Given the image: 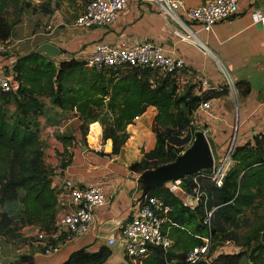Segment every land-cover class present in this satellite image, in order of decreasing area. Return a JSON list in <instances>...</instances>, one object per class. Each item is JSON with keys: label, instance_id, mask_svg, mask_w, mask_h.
I'll return each mask as SVG.
<instances>
[{"label": "trees", "instance_id": "obj_1", "mask_svg": "<svg viewBox=\"0 0 264 264\" xmlns=\"http://www.w3.org/2000/svg\"><path fill=\"white\" fill-rule=\"evenodd\" d=\"M30 9L48 13L49 3L32 6L27 0H0V42L11 38L14 26ZM13 76L18 90L0 93L5 105L14 103L17 109L16 116L9 119L0 108V206L19 200L20 192L24 191L22 202L25 209L17 214V219L0 213V236L15 242L24 226L37 223L51 230L56 217V189L45 171L40 139L44 101L50 100L62 111L76 112L82 121V131L86 124L100 122L105 128L104 140L112 139L114 142L113 152L109 155L120 153L127 139L126 128L136 118L150 107L156 109L157 123L164 133L158 137L154 149L130 166V170L139 175L174 162L193 141L196 130L193 113L197 107L202 102L229 93L228 87L222 86L207 90L201 96L190 92L180 95L172 78L158 77L148 69L129 66L89 68L85 61H58L37 51L17 59ZM239 85L236 82V87ZM102 113L105 116L100 118ZM121 132L122 136L119 135ZM233 160L237 165L228 173L222 188L213 184L210 172L185 178L189 192L198 188L204 194L194 211L172 195L168 187L152 190L148 195L171 207L169 223L173 227L183 228L197 221L201 227L210 230L212 237L223 241H234L238 246H249L255 241L256 245L249 251L220 254L212 264H241L245 257L250 264H264V239L259 240L264 230V219L255 224L243 242H238L245 211L264 204V134L255 136L253 145L248 142L237 146ZM209 212H212L210 228L204 225ZM174 240L175 245L178 244L177 238ZM111 256L112 250L107 246H102L97 252L81 249L63 264H104ZM177 259L171 252L157 248L151 251L143 264H171ZM123 264L133 263L126 258Z\"/></svg>", "mask_w": 264, "mask_h": 264}, {"label": "crops", "instance_id": "obj_2", "mask_svg": "<svg viewBox=\"0 0 264 264\" xmlns=\"http://www.w3.org/2000/svg\"><path fill=\"white\" fill-rule=\"evenodd\" d=\"M28 1V0H27ZM32 6L49 3V12L27 10L20 23L14 26L10 39L4 42L5 52H0V74L13 75L17 59L36 51L39 46L50 43L62 53L56 60L86 61L100 43H108L121 49H130L144 41L161 45L166 54H173L186 60L187 69L182 78L184 85H198L195 95L225 85L221 67L230 72L235 82L240 83L237 93L230 92L212 100L211 110L197 114L193 124L205 131L214 157L221 160L230 146L234 128H237V146L248 142L254 144L257 135L264 134V19L256 22L254 16L264 17V0H242L236 12L228 19L216 24L210 33L199 32V38L206 44L210 55L188 43L180 41L173 29L163 20L156 7L148 0H129L128 8L118 20L108 27L84 28L76 24L77 18L90 0H29ZM28 1V2H29ZM210 0H186L187 8H197ZM199 31L198 24H192ZM201 80H207L203 87ZM58 120L41 119L45 133L42 139L47 148L45 163L59 172L57 184L71 179L77 184H98L103 187L108 206L94 212V223L90 232L72 242L54 237V244L61 247L53 256L44 255L42 242L18 243L0 236V264H63L81 249L97 252L107 246L111 238H118V226L124 222L136 201L138 174L130 170L121 156L100 154L97 147L81 142V120L76 112L62 111ZM66 113V114H65ZM157 110L150 107L146 115L153 118ZM136 125L129 130L140 133ZM43 133V132H42ZM71 140H68L69 138ZM141 137V136H140ZM142 138V137H141ZM102 141V134L99 142ZM87 146V148H86ZM156 145L147 148V152ZM65 162V166L62 162ZM55 184V183H54ZM55 184V186L57 185ZM4 205L20 213L19 204ZM68 206L62 210L64 214ZM24 230L23 233H25ZM169 236V235H168ZM173 244L175 240L172 239ZM108 247V246H107ZM112 256L104 264H123L126 256L120 241L109 247ZM217 256L211 255L213 262Z\"/></svg>", "mask_w": 264, "mask_h": 264}, {"label": "built area", "instance_id": "obj_3", "mask_svg": "<svg viewBox=\"0 0 264 264\" xmlns=\"http://www.w3.org/2000/svg\"><path fill=\"white\" fill-rule=\"evenodd\" d=\"M156 7L163 20L173 29L174 35L182 42L199 48L203 54L210 55L206 44L199 38V32L210 33L219 22L232 16L242 0H210L203 6L187 8L186 0H148ZM129 5V0H90L76 20V24L84 28L108 27L114 24L120 14ZM256 22L264 19L261 14L254 16ZM198 24L200 30L196 31L191 26ZM4 42H0V52H5ZM90 68H133L148 69L155 72L158 77L169 76L180 88L184 85L182 75L187 69L186 60L173 54H166L164 48L153 41H144L130 49H121L108 43H100L95 51L85 61ZM226 85L231 93H237L236 82L230 72L221 67ZM203 87L208 86L207 80H201ZM18 85L14 76L0 74V93H13ZM212 100L199 105L201 112L211 110ZM237 148V128L235 126L232 141L223 159L215 158V166L210 173V178L217 188H222L228 173L234 166L233 155ZM187 178V177H186ZM184 179H179L168 186L172 195L182 204L194 211L202 201L204 194L194 189V194H188ZM196 182V178L194 180ZM61 194L66 198L64 214L57 231L52 232L49 238L42 241L44 255L53 256L61 249L54 244L53 238H64L72 242L77 238L87 235L94 223V212L105 208L109 202L103 187L98 184L81 185L68 179L63 184H57ZM187 198L195 200L194 205L186 202ZM171 207L163 200L146 195L138 199L128 218L118 226V238H111L107 246H114L118 241L122 244L126 258L133 264H143L151 251L161 249L169 252L173 241L165 232V224L169 222ZM212 212L208 213L204 225L210 228ZM211 245L205 244L192 248L187 254L183 264H199L210 260Z\"/></svg>", "mask_w": 264, "mask_h": 264}, {"label": "rangeland", "instance_id": "obj_4", "mask_svg": "<svg viewBox=\"0 0 264 264\" xmlns=\"http://www.w3.org/2000/svg\"><path fill=\"white\" fill-rule=\"evenodd\" d=\"M222 86H227L226 85V79H225V85H222ZM222 86H220L219 88H221ZM197 87H199V86L198 85H192L190 83L188 85H185L183 90L179 94L184 95V94L190 92L191 94L195 95ZM17 90H18V87H16V91ZM203 93L204 92H202L200 95H195V96H201ZM0 108H2V110L4 109V114L9 119L13 116H16V114H17V109L15 107V104L10 103V104L5 105V102L2 99V96H0ZM54 108H56V107H54L52 105L50 100L44 101V111L45 112H44V115L41 116L40 120L45 119V122H46L47 120L48 121H50L51 119L55 120V118H56V120H58L59 118H61V114H58V112H55ZM202 113L203 112H201L199 110V106H198L197 109L195 110V112L193 113V121H194V117L197 114H202ZM157 114H158V111H157ZM144 115L145 114L136 118L134 120L133 124H131V125L135 124L136 130H138L137 128H139L140 133L141 134L145 133L146 135H140L142 138L139 135L133 136V132H131L129 130L131 125H129L126 128L127 139H126L125 143L122 145L120 153L118 155H110V156H121L122 161L124 163H126L128 166L130 163H136V162L141 161L144 154L147 153V148H151V146L153 144L156 145L158 137H162L163 133H164V129L161 126H159V124L157 123V119H156L157 115L156 114L153 118H150L149 115H146L144 117ZM104 116H105V114L102 113L100 118H103ZM194 128L199 129L200 127H198L197 125H194ZM104 129H105L104 126L100 122H92V123L86 124L84 131L81 130L82 131L81 142H83V143L86 142V137L89 134L92 135L94 132L98 131L100 134H102L101 143L99 142L98 146H96L92 139H87V141L89 142V145H91L93 147H97V148L99 147L98 150L101 149L100 146L104 147L106 145L105 151L110 152V154H111L113 152V149H114V142L112 139H108L110 142L108 144H106V142L108 140H104V137H103L104 136ZM44 131H45V128L43 127V129H42V124L40 121V139H41L42 144H43V149L46 150L47 145H46L45 141L42 139V136L45 133ZM119 135L122 136L123 133L121 132V133H119ZM71 139L72 138H69L68 140H71ZM99 153L105 154L103 149H101L99 151ZM261 157H262V151H261ZM218 158L219 157H217V159ZM63 164H65L64 161L62 162V165ZM234 165L235 166L237 165V163H235V161H234ZM44 167L46 169L45 171H46L47 175L52 180L53 187L56 189L57 206H56V217L54 220L53 228L51 230H48L45 226H42V224H37V223L36 224H28V225L24 226L21 229L20 233L17 235V236H19V238L16 242L21 243V244H24V243L27 244L30 241L31 242H42V241L48 239L49 235L52 232L57 231V229H58L57 227H58L59 223L61 222V218H62V210L66 206V198L63 196V194H61V190L58 189L57 185L55 186V184H57L55 182V179L59 180V178H58L59 172H57V170H52L50 167H48L47 164L45 163V159H44ZM184 190L190 195L194 194V191L193 192L188 191L186 185H185ZM24 194H25L24 191H21L20 192V199L15 201L16 203L19 204V207L21 209L20 213H22L23 209H25V206L22 202ZM14 204L15 203H13V202H8V203H6V206L7 205H14ZM191 211H192V209H191ZM15 212H16L15 208H13V209L9 208L8 209V208H5L4 205L0 206V213H6L9 215L10 218L17 219L19 217V215L18 216L13 215ZM263 219H264V204H259L257 206L250 208V209H247L242 216L241 229L239 231L240 236H239L238 242H243L246 239L247 235L252 233V230L255 228V224L260 223ZM14 222L16 223V221H14ZM24 230H27V231H25V233H23ZM165 232L172 239L177 238V240H178V244H176V245L173 244V247L169 251L178 257L177 261H174L171 264H183V261L185 260L186 255L189 253V251L194 246H201V245L209 244V245H211V251H210L209 255L218 256L220 254H234V253H239L241 251H246V250L249 251L252 246L256 245V243H254L255 242L254 241L249 246H238L237 243L234 241L226 242L220 238L212 237L210 235V230L205 229L204 227H201L199 225V222H197V221H192L191 223L186 224L183 228L173 227L170 225L169 222H167L165 224ZM259 238H260L259 240L264 239V230L261 232ZM144 264H146V263L144 262ZM241 264H250V262H249L248 258L245 257L241 260Z\"/></svg>", "mask_w": 264, "mask_h": 264}, {"label": "water", "instance_id": "obj_5", "mask_svg": "<svg viewBox=\"0 0 264 264\" xmlns=\"http://www.w3.org/2000/svg\"><path fill=\"white\" fill-rule=\"evenodd\" d=\"M50 58H59L61 49L45 43L36 50ZM88 139H92L89 134ZM110 141L108 140L106 144ZM87 148V146H86ZM215 166V157L213 155L209 140L204 130L196 129L191 145L184 150L172 163L162 165L156 169L146 170L135 178L136 191L135 198H144L152 190L168 187L173 182L184 179L190 175L201 172H212ZM199 264H208L200 262Z\"/></svg>", "mask_w": 264, "mask_h": 264}, {"label": "bare ground", "instance_id": "obj_6", "mask_svg": "<svg viewBox=\"0 0 264 264\" xmlns=\"http://www.w3.org/2000/svg\"><path fill=\"white\" fill-rule=\"evenodd\" d=\"M100 133L98 131L94 132L91 136H92V140L94 142V144L96 146H98V143H99V140H100ZM186 202L189 204V205H194L195 204V200H193L192 198H187L186 199Z\"/></svg>", "mask_w": 264, "mask_h": 264}]
</instances>
